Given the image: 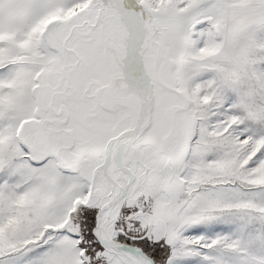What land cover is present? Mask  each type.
<instances>
[{"label": "snow or ice", "instance_id": "1", "mask_svg": "<svg viewBox=\"0 0 264 264\" xmlns=\"http://www.w3.org/2000/svg\"><path fill=\"white\" fill-rule=\"evenodd\" d=\"M0 264H264V0H0Z\"/></svg>", "mask_w": 264, "mask_h": 264}]
</instances>
